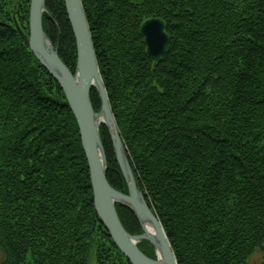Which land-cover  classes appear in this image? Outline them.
Masks as SVG:
<instances>
[{
  "label": "trees",
  "instance_id": "trees-1",
  "mask_svg": "<svg viewBox=\"0 0 264 264\" xmlns=\"http://www.w3.org/2000/svg\"><path fill=\"white\" fill-rule=\"evenodd\" d=\"M121 142L177 264H264V0H81ZM30 0H0V264H132L94 211L75 116L29 50ZM42 29L68 69L64 0ZM158 18L155 61L139 29ZM92 108L101 103L94 87ZM105 178L128 193L106 127ZM129 234L131 209L115 203ZM141 252L155 257L142 240Z\"/></svg>",
  "mask_w": 264,
  "mask_h": 264
},
{
  "label": "water",
  "instance_id": "water-1",
  "mask_svg": "<svg viewBox=\"0 0 264 264\" xmlns=\"http://www.w3.org/2000/svg\"><path fill=\"white\" fill-rule=\"evenodd\" d=\"M64 5L76 41L77 63L74 73L62 62L56 47H53L42 29V15L46 12L45 0H30L28 36L23 34L17 24L15 25L23 41L27 42L29 50L61 87L67 104L75 116L80 144L89 170L94 211L130 263L177 264L164 229L148 207L141 191L136 187L135 177L125 155L120 134L110 110L107 92L98 71L81 0H64ZM139 32L144 38L146 54L155 61L160 60L161 54L169 48L168 35L164 32L163 22L158 18L147 19L140 25ZM92 87L99 93L101 107L98 112L93 111L90 102L89 92ZM101 117L103 120H100ZM100 127H106L111 137L116 160L127 184V194L117 191L105 178L107 159L99 133ZM115 203H121L133 211L143 230L141 234L131 235L124 229L118 219ZM145 224L150 225L154 232L148 233L145 230ZM142 240L152 245L155 251L154 259L138 248L137 244Z\"/></svg>",
  "mask_w": 264,
  "mask_h": 264
},
{
  "label": "rangeland",
  "instance_id": "rangeland-1",
  "mask_svg": "<svg viewBox=\"0 0 264 264\" xmlns=\"http://www.w3.org/2000/svg\"><path fill=\"white\" fill-rule=\"evenodd\" d=\"M48 10H47V8H46V12H47ZM84 11V10H83ZM45 12V13H46ZM45 13H43V14H45ZM43 16V15H42ZM42 23H43V21H42ZM74 35V34H73ZM50 40V39H49ZM51 43H52V41H51ZM52 45H53V43H52ZM58 46V45H57ZM57 46H54L53 45V47H56V49H57ZM76 55H77V53H76ZM77 58V57H76ZM99 94V93H98ZM101 107V106H100ZM99 110H100V108H99ZM98 110V111H99ZM93 111H95L94 109H93ZM98 111H95V112H98ZM115 122V121H114ZM117 125V124H116ZM111 138V137H110ZM111 145H112V142H111ZM104 147V146H103ZM113 150H114V148H113ZM105 151V150H104ZM114 156H115V154H114ZM106 157V156H105ZM106 159H107V157H106ZM107 161V160H106ZM106 166H107V164H106ZM106 172V171H105ZM124 206V205H123ZM141 227V226H140ZM142 230V229H141ZM136 235H139V234H136ZM261 253L260 252H255L252 256H251V259H250V261H249V264H261V262H262V257H261ZM3 257V255L0 253V262H1V260L3 259L2 258Z\"/></svg>",
  "mask_w": 264,
  "mask_h": 264
},
{
  "label": "bare ground",
  "instance_id": "bare-ground-1",
  "mask_svg": "<svg viewBox=\"0 0 264 264\" xmlns=\"http://www.w3.org/2000/svg\"><path fill=\"white\" fill-rule=\"evenodd\" d=\"M100 120H103V117L100 118ZM145 230L148 232V233H153L154 230H152V227L148 224H145Z\"/></svg>",
  "mask_w": 264,
  "mask_h": 264
}]
</instances>
